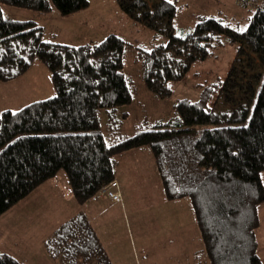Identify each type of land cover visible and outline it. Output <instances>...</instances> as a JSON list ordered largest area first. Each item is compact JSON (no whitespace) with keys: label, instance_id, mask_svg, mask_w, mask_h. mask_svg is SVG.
Here are the masks:
<instances>
[{"label":"trees","instance_id":"16d2710c","mask_svg":"<svg viewBox=\"0 0 264 264\" xmlns=\"http://www.w3.org/2000/svg\"><path fill=\"white\" fill-rule=\"evenodd\" d=\"M0 2L36 13L56 8L69 15L89 0ZM116 2L125 15L169 37L166 44L141 49L139 55L145 88L163 98L196 59L234 42L239 44L237 56L224 79L201 86L196 100L177 99L172 117L108 145L101 111L109 121L133 100L124 71L126 41L112 33L83 45L45 41L41 25L6 18L0 8V82L18 78L38 60L49 70L56 92L0 114V216L60 169L76 202L86 203L115 179L125 153L145 145L165 200L190 202L202 245L194 251V264H262L256 229L258 207L264 203V3L245 7L253 13L244 30H235L217 15L197 14L194 30L178 36L172 24L180 9L176 0ZM251 54L262 65L259 73L250 74ZM231 91L242 93L245 105L230 115L214 111L219 97L231 99ZM257 91L258 102L248 118ZM45 245L65 264L93 259L95 264H112L83 212L59 225ZM0 264L20 262L0 251Z\"/></svg>","mask_w":264,"mask_h":264},{"label":"rangeland","instance_id":"374dc122","mask_svg":"<svg viewBox=\"0 0 264 264\" xmlns=\"http://www.w3.org/2000/svg\"><path fill=\"white\" fill-rule=\"evenodd\" d=\"M177 2L180 9L172 24L173 34L178 36L194 30L197 14L217 15L239 31L248 26L249 17L253 13V9L243 7L239 0H226L224 5L218 4L219 6L216 3L211 6L200 0ZM0 8L7 18L30 19L42 25V39L45 41L79 45L88 40L100 42L109 32L126 41L124 71L133 100L130 104L121 105L109 121L101 111V132L108 145L132 136L137 131L150 129L155 121L167 120L174 115L173 106L177 99L187 97L196 100L201 86L219 78L224 79L237 56L239 45L235 42L228 43L214 49L206 59L191 62L183 80L174 82L172 94L163 98L145 88L139 55L141 49L151 51L156 46L166 44L169 37L152 26H145L141 20L125 15L116 0H89L86 7L69 15L60 14L56 8L48 13H36L30 9L1 3ZM102 16H106L105 21ZM251 56L254 57V68L250 74L259 73L262 65L254 54ZM20 76L16 86L4 90V96L8 97L2 99V108L7 106L17 111L31 102L55 95L51 74L38 60H33L29 69ZM243 79L245 84L248 80H251L250 84L253 82L250 78ZM260 84L257 85L258 91ZM258 91L249 105L248 118L258 102ZM230 93L231 99L225 100L224 94L219 97L213 105L214 111L230 115L233 108L245 105L242 93ZM3 111L0 110V114ZM127 153L116 168V178L122 183L124 193L122 201L125 200L126 204L124 213L112 215L109 212L110 215H104L105 217L95 222L104 238L109 240L107 248L111 259L116 264H190L193 252L202 248L190 202L185 198L171 200H185L183 204L164 201L161 181L147 146L144 145L140 151L136 149ZM57 172L60 177L57 181H61V177L66 179L67 174L63 169ZM260 176L264 187V170L260 172ZM263 214L264 204L258 207L261 220Z\"/></svg>","mask_w":264,"mask_h":264},{"label":"crops","instance_id":"0c3cea01","mask_svg":"<svg viewBox=\"0 0 264 264\" xmlns=\"http://www.w3.org/2000/svg\"><path fill=\"white\" fill-rule=\"evenodd\" d=\"M200 1L211 6L214 4L215 6V3L216 5H224L226 0ZM51 10L53 11V8ZM5 17L7 18L8 16ZM105 17L106 16H102V20L105 21ZM110 33L111 32L108 34ZM89 41L92 40H88L87 42ZM20 77L21 76L16 79L8 80V82H0V110L11 109L5 105L6 108L1 107L2 99L8 97V95L4 96L3 92L10 87L16 86V82ZM137 150L140 151L141 148ZM133 151H136V149ZM126 154L128 153H125L122 158L126 156ZM59 178L57 172L56 176L45 180V182L41 183L35 191L14 204L13 207L0 216V251L9 253L17 259L20 264H65L61 259L50 255V252L47 251L45 245L46 239L57 230L59 225L68 221L72 216L83 212L88 218L90 225L94 227L96 235L100 239L108 259L112 264H116L111 259L109 249L107 248L109 240L108 238H104V234L98 230V227L95 226V222L96 220H100L104 215H110L109 212H111L112 215H117L119 212H122V214L124 213L126 204L125 200L122 201L124 194L122 183L119 182L115 176L114 180L118 182L117 189L119 193H121L120 202L100 198L96 195L91 198L90 201L79 205L76 202L74 195H72L68 177H66L65 180V177H61V181H57ZM164 201L166 203L179 202V204H183V201L185 200ZM263 204L264 203L261 205ZM258 217L260 222L256 229L257 240L259 242L257 254H259L262 264H264V214L262 220L259 215ZM191 256L193 260H190V264H194V252ZM76 264H95V261L93 259L86 263L85 261L79 260Z\"/></svg>","mask_w":264,"mask_h":264},{"label":"built area","instance_id":"2783aa9c","mask_svg":"<svg viewBox=\"0 0 264 264\" xmlns=\"http://www.w3.org/2000/svg\"><path fill=\"white\" fill-rule=\"evenodd\" d=\"M239 3L242 4L243 7H255L260 3H264V0H239ZM117 188L118 182L112 180L111 183L101 187V189L97 192V196L100 198L110 199L111 201L120 202L121 194Z\"/></svg>","mask_w":264,"mask_h":264}]
</instances>
